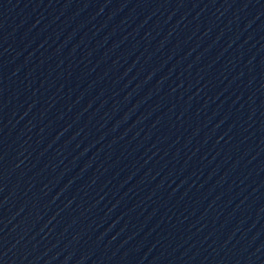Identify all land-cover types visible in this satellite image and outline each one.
Masks as SVG:
<instances>
[{
	"label": "water",
	"instance_id": "1",
	"mask_svg": "<svg viewBox=\"0 0 264 264\" xmlns=\"http://www.w3.org/2000/svg\"><path fill=\"white\" fill-rule=\"evenodd\" d=\"M0 264H264V0H0Z\"/></svg>",
	"mask_w": 264,
	"mask_h": 264
}]
</instances>
